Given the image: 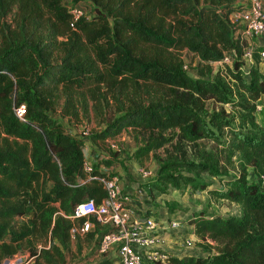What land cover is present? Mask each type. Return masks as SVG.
Masks as SVG:
<instances>
[{"label":"trees","instance_id":"16d2710c","mask_svg":"<svg viewBox=\"0 0 264 264\" xmlns=\"http://www.w3.org/2000/svg\"><path fill=\"white\" fill-rule=\"evenodd\" d=\"M82 1L91 14L73 20L68 6ZM198 1L0 0V264L28 237L48 238L51 245L33 255L34 264H64L73 239L79 252L80 242L95 250L103 230L93 218L88 219L91 232L70 237V230L86 220H71L74 208L104 198L100 163L96 159L89 174L82 171L84 144L63 123L77 120L76 99L82 95L97 106L104 101L114 107L94 140L132 128L175 130L177 141L190 146L211 143L213 151L163 163L148 182L157 195L169 188H207L172 170L220 178L236 161L237 175L226 189L207 194L235 204L239 215L197 216L189 223L196 237L216 244L215 252L170 257L166 264H264V130L254 118L255 102L264 95L258 50L251 52L253 63L243 73V46L232 39L228 19L242 7H233L231 0H207L204 6ZM181 49L204 64L227 55L231 67L225 72L199 68L191 79L180 62L165 56ZM162 142L135 154H147ZM248 168L263 180L261 190L247 183ZM28 213V225L13 224Z\"/></svg>","mask_w":264,"mask_h":264},{"label":"rangeland","instance_id":"374dc122","mask_svg":"<svg viewBox=\"0 0 264 264\" xmlns=\"http://www.w3.org/2000/svg\"><path fill=\"white\" fill-rule=\"evenodd\" d=\"M247 3L248 0H231L232 6L237 9L239 8V4ZM204 5H208L207 0L198 1V6ZM76 7L84 16L91 14L92 8L86 1L78 3ZM235 13H237V11L228 14L230 23H233V16H235ZM165 56L175 58L180 62L181 68L185 66L184 74L191 79L196 78L199 68H210L212 71L219 69L225 72L227 68L229 69L231 67V65H218L216 63H200L198 58L189 53L186 49L169 51L165 53ZM241 62L243 63L241 70L243 73H246L247 66L251 65L253 62L250 63L247 59H243ZM244 78H246V76H244ZM260 98L261 100H259ZM260 98L255 102L256 111L254 118L256 125L264 130V95ZM82 100L84 102H82ZM61 103L62 101L59 103V108ZM205 104L208 109L212 108L210 102H206ZM214 106L216 108L218 107L217 105ZM222 108L226 113L230 114L229 118L233 117V111L230 110L228 105H224ZM113 109L114 107L110 102L105 103L102 101L100 105L97 106L87 95H82L80 98L76 99L77 120L71 119V121H67L65 119L63 123L66 126L67 132L72 135L78 136L83 132H87L88 136L86 143L89 145V153L98 160L97 162L100 163V165H102L101 172H103V169H107L108 166L109 168H117V170L120 171L119 180L127 179L130 185H133L137 189H141L143 198H145V203L144 206H138L136 214L142 217L151 215L156 218L157 221L161 222H164L167 218H176L178 220V230L170 233L167 238L160 243L161 247L170 250V252H179L174 254L185 255L183 257L207 256L211 252H215L216 244L213 241L212 244H207L196 237L189 223L197 216L206 218H225L239 215V209L235 204L225 200L213 199L207 194V190L219 191L226 189V182L232 180L237 175L236 161L234 163V169H229L225 175L220 178L208 177L205 174L194 175L184 171L172 170L171 172L174 174L188 177L194 184H206L207 188L202 191L189 186L182 187L179 190L169 188L165 194L157 195L148 187L152 182L142 183L137 182L138 180L136 179H131L133 167L138 165L149 167L157 176L159 168L163 163L182 157L191 160L192 158L198 157L202 151H209L211 149V151H213V146L207 141H202L192 146L177 141L174 137L175 130L159 132L124 128L114 138H107L104 141L94 140V135L105 127L104 120L108 118ZM56 113H58V109ZM236 124L237 122L235 120L230 122L232 128H235ZM161 141L163 142L159 147L149 151L147 154H135L137 150ZM102 162H108L109 165L106 166ZM97 167L98 165L95 166V168ZM246 181L248 184L255 185L261 190L263 180L255 176L251 168L246 170ZM30 218L31 214L28 213V215L22 219H15L13 224L18 226L28 225ZM185 240L191 242V246L187 249L183 247V241ZM73 242L74 239L71 241L69 253L64 252V264H90L95 260V258H92V253L89 252L88 248H84L85 242H80V245L83 246L81 252L76 249V245H74ZM49 243L48 238L28 237L22 241L18 253L10 260L14 261L18 258H22L24 261L23 264H34L36 259L33 260V255L39 253L43 248L49 249L51 247Z\"/></svg>","mask_w":264,"mask_h":264},{"label":"built area","instance_id":"2783aa9c","mask_svg":"<svg viewBox=\"0 0 264 264\" xmlns=\"http://www.w3.org/2000/svg\"><path fill=\"white\" fill-rule=\"evenodd\" d=\"M76 6H68V11L73 20L82 15ZM239 6L242 8L235 13L233 23L231 22L233 27L232 39L239 41L243 46L241 60H250L252 43L264 33V7L260 0H248L247 4H239ZM257 55L260 60L264 61V47L258 50ZM214 63L230 65L231 60L227 55H224L221 61ZM182 70L185 73V66L182 67ZM23 113L24 108L22 107L18 110V116H22ZM72 136L80 139L84 145L87 144V132ZM95 162L96 158L92 155L87 158L83 157L82 171L89 174ZM98 169L101 171L102 165H99ZM103 172L104 175L99 178V181L104 190V198L97 205L92 201L77 205L70 217L71 220L86 219L79 227H73L70 230L71 239L75 234L81 236L92 231L89 218H93L103 230V233L97 238L95 250L92 253V258L95 260L92 263L109 260L112 264H166L170 257L181 258L185 256L176 255L174 253L179 252H170V250L160 246V243L170 233L178 230V220L167 218L161 222L153 216L142 217L136 214L138 211L135 205L136 196L122 190L116 169L110 167L107 170L103 169ZM155 178V172L149 167L141 165L133 167L131 179L148 183ZM139 191L141 194V189ZM140 194H137V197ZM205 243L212 244V241L205 239ZM190 246V241H183L184 249ZM6 261L7 264L24 263L22 258Z\"/></svg>","mask_w":264,"mask_h":264},{"label":"crops","instance_id":"0c3cea01","mask_svg":"<svg viewBox=\"0 0 264 264\" xmlns=\"http://www.w3.org/2000/svg\"><path fill=\"white\" fill-rule=\"evenodd\" d=\"M262 4H263V7H264V0H261ZM228 19L230 20L229 16H228ZM262 47H264V33L258 38V39H255L254 42L252 43L251 45V52L254 51V50H260ZM260 60V59H259ZM250 63H252V59L250 58ZM257 68H258V71L264 75V61L260 60V62L257 64ZM261 100V98L259 99ZM85 152V153H84ZM83 156L85 158L91 156L90 153H89V145L85 144L84 147H83ZM109 169V166L108 168ZM106 169V170H107ZM116 169V175L118 176V178L120 177V171ZM121 182V187H122V190L124 192H127V193H131V194H134L136 196V201L135 202V205L139 207L144 206V201H145V198H143V195L142 193L140 194V191L139 189L135 188L133 185H130L129 181L127 179H122L120 180ZM137 194H140L138 195L139 197H137Z\"/></svg>","mask_w":264,"mask_h":264},{"label":"water","instance_id":"95a60500","mask_svg":"<svg viewBox=\"0 0 264 264\" xmlns=\"http://www.w3.org/2000/svg\"><path fill=\"white\" fill-rule=\"evenodd\" d=\"M3 264H7V261L3 262Z\"/></svg>","mask_w":264,"mask_h":264}]
</instances>
